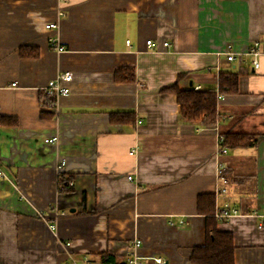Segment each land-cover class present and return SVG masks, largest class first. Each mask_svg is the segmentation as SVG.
<instances>
[{
  "label": "crops",
  "instance_id": "obj_1",
  "mask_svg": "<svg viewBox=\"0 0 264 264\" xmlns=\"http://www.w3.org/2000/svg\"><path fill=\"white\" fill-rule=\"evenodd\" d=\"M254 42L264 0H0V264L101 253L126 264L134 250L192 264L202 194L234 264H264V55L258 70L242 55ZM125 68L133 80L117 81ZM65 72L69 93L46 95ZM220 74H236L237 90L217 98L214 125L183 118L164 90H217ZM228 131L256 143L221 154ZM224 207L237 213L219 217Z\"/></svg>",
  "mask_w": 264,
  "mask_h": 264
},
{
  "label": "trees",
  "instance_id": "obj_2",
  "mask_svg": "<svg viewBox=\"0 0 264 264\" xmlns=\"http://www.w3.org/2000/svg\"><path fill=\"white\" fill-rule=\"evenodd\" d=\"M23 54V50H20ZM134 72L131 69H119L116 71L117 81H131ZM236 74H220L218 78L217 92L214 89L195 90L180 89L173 85L164 89L175 94L179 106L180 115L189 121L202 119L205 124L214 125L217 119L218 93H234L237 90ZM119 115V114H118ZM125 116V114H123ZM119 117H121L119 115ZM2 120H0V123ZM8 123V121H6ZM220 148L251 147L256 143V134L228 131L221 135ZM65 181L61 176L58 179L60 190L67 187L62 185ZM197 211L206 215L205 239L201 246L194 247L190 256L192 264H234V243L231 232L219 231L216 228L217 219L213 216L214 197L212 194H202L197 198ZM98 262L100 264H120L117 257L109 253H101Z\"/></svg>",
  "mask_w": 264,
  "mask_h": 264
},
{
  "label": "built area",
  "instance_id": "obj_3",
  "mask_svg": "<svg viewBox=\"0 0 264 264\" xmlns=\"http://www.w3.org/2000/svg\"><path fill=\"white\" fill-rule=\"evenodd\" d=\"M55 24H47L46 28H54ZM147 45H150V40L146 41ZM164 46H167V42L163 43ZM56 51H62V47L59 45L55 46ZM243 56H250L251 60L250 63L255 70H258L260 67V56L264 55V46L259 44L258 42H254L250 48L242 54ZM227 60L231 61L234 58L233 53H228ZM72 81V75L69 72H65L62 74H57L55 77L48 80L46 86L44 87V93L52 98H58L59 96L66 95L70 91L69 84ZM219 97V96H218ZM222 139L221 136L218 137V143ZM219 149V148H218ZM221 154L226 153V148H221L219 150ZM225 166L222 162L217 163L216 168V180L218 183L217 194H226L227 188L226 185V175H225ZM130 179V176H127ZM237 211L235 209H228L224 207L220 209L218 216L219 217H229L235 215ZM134 248L139 244V240H134L133 242ZM64 246L67 248L69 243H65ZM64 264H95L88 256H80L76 257L73 255H69L67 261ZM126 264H164V259L160 256L152 257L151 263L148 258H144L136 253L134 250L126 259Z\"/></svg>",
  "mask_w": 264,
  "mask_h": 264
},
{
  "label": "rangeland",
  "instance_id": "obj_4",
  "mask_svg": "<svg viewBox=\"0 0 264 264\" xmlns=\"http://www.w3.org/2000/svg\"><path fill=\"white\" fill-rule=\"evenodd\" d=\"M216 92H217V90H216ZM220 95H222V94H220V93H218V96H220ZM221 148L219 147V149H218V151L220 150ZM218 163V162H217ZM226 173V172H225ZM226 175V185H225V187L226 188H228V185H229V179H228V177H227V174H225Z\"/></svg>",
  "mask_w": 264,
  "mask_h": 264
}]
</instances>
